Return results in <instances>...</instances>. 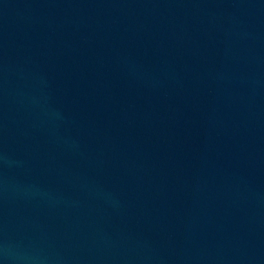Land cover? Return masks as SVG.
Segmentation results:
<instances>
[{"label":"water","instance_id":"obj_1","mask_svg":"<svg viewBox=\"0 0 264 264\" xmlns=\"http://www.w3.org/2000/svg\"><path fill=\"white\" fill-rule=\"evenodd\" d=\"M0 264H264V0H0Z\"/></svg>","mask_w":264,"mask_h":264}]
</instances>
